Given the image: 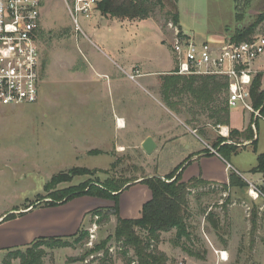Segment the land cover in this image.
Returning a JSON list of instances; mask_svg holds the SVG:
<instances>
[{
    "label": "rangeland",
    "instance_id": "1",
    "mask_svg": "<svg viewBox=\"0 0 264 264\" xmlns=\"http://www.w3.org/2000/svg\"><path fill=\"white\" fill-rule=\"evenodd\" d=\"M170 1L173 0H166V8L158 9L152 19L100 17L95 11L91 18L79 17L82 31L77 32L67 5L72 6L73 0H42L38 31L42 74L39 99L35 103L0 106V221L7 216H17L0 224V247H3L0 264L5 258H11V264H21L23 256L29 254L28 245L39 237L65 238L82 228L88 236L81 241L79 237L64 239L69 246L36 247L42 264H123L120 253L113 256L117 250L113 237L116 223L112 216L100 223V216L94 210L98 209L101 216L113 207L120 216L137 213L136 208H143L150 199L148 185H132L117 201L113 197L90 194L45 207L54 198L53 193L69 187L86 189L89 184L101 185L99 181L108 179L134 182L158 176L165 180L172 172L177 175L189 162L190 155L182 161L188 148L183 143L158 148L151 154L134 141L133 147L122 150L116 146L111 148L109 144L103 149L93 147L98 141L94 127L106 136L115 135L116 131L129 139L136 136L130 128L121 131L109 124L114 114H122L121 91L126 97L129 95L136 107L140 100L144 107L149 103L139 91L142 78L138 76L133 80L130 77L136 65L159 71L174 70L171 47L174 30L166 25ZM177 8L184 30L200 40L218 43L231 40L237 29L248 26L257 14L264 12V0H177ZM238 13L243 14L241 21H237ZM258 36H264V22L253 38ZM258 67L263 90L264 54L255 62V68ZM156 78L159 83L155 86H159L153 92L162 99L160 76ZM164 103L165 110L151 101L155 113L152 116L157 114L162 119L164 131L158 130L155 123L145 125V131L154 132L161 141L170 136L174 128H185L173 114H192L188 111L190 103L182 107L183 113L171 112ZM250 112L240 104L232 105L230 125L244 128ZM205 114L198 117L201 121L191 124V129L196 126L207 131L210 148L204 151L217 150L212 144L224 135L219 125L210 128L204 124L208 120ZM135 115L130 114V117L135 118ZM191 117L183 116L184 119ZM139 125L137 130L141 129L140 121ZM258 134L256 148L247 145L230 157V162L245 180L255 184H259L260 175L251 170L257 165L258 155L264 153V120L261 118ZM224 165L222 161L209 159L192 170L196 169L199 177L204 176L206 170L219 173L224 179L227 177ZM185 174L191 177L187 171ZM58 175L65 179L48 188ZM249 185L242 188L214 183L193 190L187 218L190 239L184 238L176 245L175 229L162 234L159 248L167 252V264H264V199L254 200L249 194ZM209 212L217 220L218 228L206 219ZM106 240V247L97 249ZM212 243L228 251L227 261H221L219 250L213 251L216 255L213 259L209 253ZM183 245L192 247L205 258L190 256L186 259Z\"/></svg>",
    "mask_w": 264,
    "mask_h": 264
},
{
    "label": "trees",
    "instance_id": "2",
    "mask_svg": "<svg viewBox=\"0 0 264 264\" xmlns=\"http://www.w3.org/2000/svg\"><path fill=\"white\" fill-rule=\"evenodd\" d=\"M169 3L171 4V9L166 11V25L172 22L174 25L179 26L180 18L177 0ZM166 6V0H99L97 2V9L103 15L115 18H128L130 20L152 18L156 15L158 9L163 10ZM242 15V13H238L237 21L242 20ZM263 22L264 12H260L251 24L243 29H237L235 34L231 36V40L241 42L252 39L258 26ZM261 76L262 74L260 73L256 75L251 94L255 109H260V113L264 117V90H261ZM228 94V80L223 76L181 75L175 73L174 70L171 73L160 75V95L163 102H166L171 110L183 113V106H186L187 103L192 105L188 109L192 114H181L183 116H192L191 119L186 118V122L189 124L201 121L198 117L206 113L208 120L204 123L205 125L211 124L213 127L229 125L231 107L228 103ZM175 98L177 100L174 101L173 99ZM198 130L200 134L205 135L209 139L204 129L200 128ZM254 136L255 132L251 125L244 131L231 129L228 137H218L212 145L225 160L230 162L231 155L237 153L240 148L245 147L238 145L242 143L241 140H252L250 145L256 148L258 139H254ZM183 170L177 175L174 172L170 173L165 180L158 176H153L141 181L148 185L152 197L143 205L139 218H123L119 215L117 208L114 207L108 208V213H105L104 216H101L102 214L98 209L94 210L100 216V223L103 220H108L110 216H116L113 237H115L117 250L114 252L115 254L113 253V256H117L120 253L123 264H167L168 255L159 248L162 234L175 229L176 242L174 243L176 245H179L184 238L190 239L191 234L187 223L189 197L193 190L208 187L212 183L202 177H192L188 181H184L182 177ZM251 171L261 173L264 178V153L258 155L257 165ZM64 179L62 175L55 176L48 188ZM99 183L101 185L89 184L86 189L79 186L69 187L60 190L58 193L54 192V198L45 207L63 204L76 197L90 194L113 197L117 201L120 194L132 185L131 180L119 181L115 179H108L104 182L99 181ZM224 185L244 188L248 187V182L235 170L230 169L229 183ZM15 217L17 216H7L1 221H7ZM206 219L211 221L214 228H218V222L214 219L211 212L207 213ZM87 236L88 232L82 228L76 234L65 238L60 236L39 237L28 245L29 254L28 256H23L21 264H42L40 252L35 251L36 247L38 248L42 245H46L49 248L69 246V242L64 239L79 237L78 240L81 241ZM106 244L107 240L99 245L97 249H104ZM182 249L191 257L205 258L192 247L183 245ZM130 252L133 253L130 254ZM106 253H109V249ZM11 263V258H5L3 261V264Z\"/></svg>",
    "mask_w": 264,
    "mask_h": 264
},
{
    "label": "built area",
    "instance_id": "3",
    "mask_svg": "<svg viewBox=\"0 0 264 264\" xmlns=\"http://www.w3.org/2000/svg\"><path fill=\"white\" fill-rule=\"evenodd\" d=\"M98 0H73L68 5L75 30L82 31L79 17L90 18ZM42 0H0V106L35 103L40 96L41 50L38 31L41 25ZM174 30L171 43L175 73L181 75H218L228 80V103L240 104L264 119L254 109L251 88L256 76L255 62L264 54V36L246 41L221 43L201 41L169 22ZM140 71L130 77L135 79ZM254 200L264 199L262 184L249 182ZM229 257V256H227ZM223 259V251L220 252Z\"/></svg>",
    "mask_w": 264,
    "mask_h": 264
},
{
    "label": "crops",
    "instance_id": "4",
    "mask_svg": "<svg viewBox=\"0 0 264 264\" xmlns=\"http://www.w3.org/2000/svg\"><path fill=\"white\" fill-rule=\"evenodd\" d=\"M95 11L99 13L100 17L105 16V17L115 18V17L103 15L98 9H95L94 12L92 13V15L95 13ZM179 18H180V14H179ZM115 19H117V18H115ZM121 19H123V18H121ZM178 27L181 30H183L185 32H188L187 30L183 29L180 20H179V26ZM196 38L198 39V37H196ZM198 40H200V39H198ZM201 41H207V40L206 39L204 40L202 38ZM221 42H223V40H221L218 43H221ZM175 67H176V63H175ZM175 67H174V71H175ZM254 67H255V65H254ZM134 68H135L134 70H136V69L140 70V76L139 77L142 78L143 83L141 85L142 89L139 90V91H140L141 94H143L145 97H147L149 99V103H148L147 107H144L145 106L144 102L142 100H140L139 103L137 104V107H136L131 102V98H128L129 95H127V97H126V94L124 93V91H121V97H120V101L119 102L121 104L120 107H121V110H122L121 111L122 114H120V115H118L117 113L114 114L113 118H111V120H109L110 121L109 124L110 125H114V127H116V130H121V131H124V130L126 131L128 128H130V131L131 132H135L134 135H136V136L133 137L132 139H129L128 136H123V134L122 135L117 134V131L115 132V135L109 133L108 136H106L101 131V129H99L96 126L97 129H95V127H94L93 131L95 132V134H98L97 140L99 142L98 141H97V143L95 142L93 147L94 148H98V149H103L106 146V144H109V145H111V148L116 146L117 148L120 149V146H121V148L124 147V149H125V148H127V146L128 147H133L132 144H131L133 141L135 142V144H140L142 146L144 140L147 137L151 136L155 140V142L157 144L155 150H157L158 148H164L165 146L171 145V144L182 145V143H183V144H187L188 145V146H186L188 148L185 149V150H187L186 157L182 161L184 162L189 155L191 156V158H190L189 162L186 163L187 165L184 167V170H183V180L184 181H188L192 177H199L200 175H198L197 170L196 169L192 170V169L195 168L198 163H203V162H205L206 160H209V159L211 161L212 160H218V161L224 162V164H225L224 165V170H225V172H227V177L222 179V178L219 177V173H207V171L204 170V176H202V178L207 180V181H210L212 184H214V183H217V184H219V183L228 184L229 183V175H228V173H229L230 169L235 170L237 173H239L243 177L242 173L237 168H235L234 165L231 162H228L227 160H225L217 152V150H214V149L212 150L211 149L210 151H204V149L210 148L209 143H208L209 139H207V137L205 135L200 134V132L198 130L199 129L198 127L192 126V129H191V124L186 122V119H184L182 115L173 114V117H174V119H176L178 121V123L179 122L182 123L185 126V128L184 129H181L179 127L174 128L176 130L174 132L171 131L170 132V136H168L165 140L161 141L155 135V133L152 132V131H145L146 130L145 129V125L151 126L154 123L157 125V129L158 130L164 131V128H163L164 124H161L162 119L160 117H158L157 114L155 116H152V114H155V113L151 109V101H153V102L157 103L158 105H160L164 110L166 109L165 103L162 101V99H160V97H158V95L155 92H153V90L157 89V86H159V84H157V86H155L156 82L159 83L158 79L156 77H158L160 75H163L165 73H171L173 70H171V71L169 70V72L168 71H159V70H156V69L152 70V69H150V67L149 68H143L142 65L141 66L140 65H136ZM255 69H256L257 74H259L258 71H261V69H259V67H258V69L257 68H255ZM121 70L125 71L123 69V67H121ZM156 79H157V81H156ZM262 89L264 90L263 86H262ZM128 99H130V101ZM145 101L147 102V99H145ZM242 108H243V106H242ZM128 109L130 111L129 113L127 112ZM243 109H245V108H243ZM245 110H247V109H245ZM169 111H170V109H169ZM171 112H172V110H171ZM230 112H231V109H230ZM130 114H137V115H135L136 116L135 118H131ZM119 119L123 120V123H124L123 127H119L118 126V122L117 121ZM134 119H135V122H134ZM248 119H249V121H248L247 126H245L242 129H238V130L244 131L245 129H247L251 125L253 130H254V132H255L254 139H259L257 121L260 119V117H258L255 114H252L250 112ZM139 121L141 122V129L137 130V129H139V126H140L139 125ZM207 125L210 128H214L211 124H207ZM219 127L221 129V134L224 135V137L229 135V132H230L231 129H237V128H233L230 124L229 125H219ZM225 127L227 128V133L226 134L224 132V128ZM127 133H129V132L127 131ZM206 133H207V131H206ZM242 141H245V140H242ZM246 142H247V144H245V145H243L242 143H240L238 145H243V146L250 145L252 140H248ZM229 143H231V141H229ZM191 170H192V173H191ZM186 171L191 176L190 178L187 177V175L185 174ZM256 174L260 175V178L258 180L259 184L264 183L263 175L261 173H259V172H256ZM141 180L142 179H138V180L132 182L131 184L132 185H135V184L137 185L138 183H142ZM132 185H130L129 187H131ZM128 188L125 189L121 194L127 193ZM151 197H152V193L150 192V197L149 198H151ZM33 210H30V211H33ZM136 210H138L137 213H135V212L134 213H129V214H127L128 216H124L122 214L121 217H123V218H139L141 216V213H142V207H137ZM27 212H29V211H27ZM112 221L114 223H116V216H112ZM3 222L4 221H0V224L3 223ZM172 231L166 232V233H163V234H167V233L169 234ZM1 248H3V247H0V249ZM218 250L220 252L221 251H226L228 253L227 250L219 249L212 243L211 244V248L209 250V253H211V255L213 256V259H216V255L214 254V252L218 251ZM163 251L166 252L165 250H163ZM228 256H229V253H228ZM185 258L189 259L191 257L188 256V254H186ZM220 259H219V261H220ZM221 261H223V260L221 259Z\"/></svg>",
    "mask_w": 264,
    "mask_h": 264
},
{
    "label": "water",
    "instance_id": "5",
    "mask_svg": "<svg viewBox=\"0 0 264 264\" xmlns=\"http://www.w3.org/2000/svg\"><path fill=\"white\" fill-rule=\"evenodd\" d=\"M156 146H157V144H156L155 140H154L151 136L147 137V138L144 140L143 144H142V148H143L148 154H151V153L155 150ZM141 181H142V180H141Z\"/></svg>",
    "mask_w": 264,
    "mask_h": 264
},
{
    "label": "bare ground",
    "instance_id": "6",
    "mask_svg": "<svg viewBox=\"0 0 264 264\" xmlns=\"http://www.w3.org/2000/svg\"><path fill=\"white\" fill-rule=\"evenodd\" d=\"M118 126L119 127H123L124 126V123H123V120L122 119H119V121H118ZM224 132H225V134L227 133V128L225 127L224 128ZM121 150H122V148H120ZM228 256V253L226 252V251H223V261H227L229 258L227 257Z\"/></svg>",
    "mask_w": 264,
    "mask_h": 264
}]
</instances>
